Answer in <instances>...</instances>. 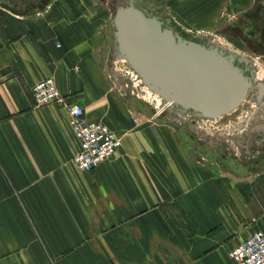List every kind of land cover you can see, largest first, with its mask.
I'll return each instance as SVG.
<instances>
[{"label": "crops", "instance_id": "obj_1", "mask_svg": "<svg viewBox=\"0 0 264 264\" xmlns=\"http://www.w3.org/2000/svg\"><path fill=\"white\" fill-rule=\"evenodd\" d=\"M154 3L146 9L176 33L248 11L264 23V0ZM111 5L0 0V264H233L228 251L264 233V118L243 135L252 147L229 151L149 113L109 67ZM46 77L120 139L89 171L71 162L64 109L34 105L31 87Z\"/></svg>", "mask_w": 264, "mask_h": 264}, {"label": "water", "instance_id": "obj_2", "mask_svg": "<svg viewBox=\"0 0 264 264\" xmlns=\"http://www.w3.org/2000/svg\"><path fill=\"white\" fill-rule=\"evenodd\" d=\"M115 5L111 17L114 49L146 88L180 112L211 118L235 109L252 88L233 55L185 39L157 16L137 6Z\"/></svg>", "mask_w": 264, "mask_h": 264}, {"label": "rangeland", "instance_id": "obj_3", "mask_svg": "<svg viewBox=\"0 0 264 264\" xmlns=\"http://www.w3.org/2000/svg\"><path fill=\"white\" fill-rule=\"evenodd\" d=\"M110 1L111 4L113 3L111 8L120 2H126V0ZM136 4L146 9L148 8V4L155 3L154 0H141ZM146 10L149 11L148 9ZM154 10H150V13L161 20L162 17L157 15ZM251 14L252 13L248 11L236 15L233 21L228 22V27L191 32L177 30L179 32L177 34L185 39L214 45L229 53L233 52L235 54L234 59L236 60L239 58L240 61H244L249 69V76L253 89L246 93L244 101L238 104L235 109L220 116L201 118L191 113L180 112L163 103L158 95L149 91L146 86L141 83V80L133 69L129 67L125 59L116 54L113 37L108 52L109 67H111L117 77L121 75L127 78V86L130 88L131 93H134V95L146 101L149 106V113L152 106L158 107L157 109H160L159 116H174L176 119H179V127L183 131H189L185 130V127L188 126L197 133H207L212 139L216 138V141L221 143L220 146L222 148H227L229 151L231 149L240 151L247 148V146L252 147L250 146L251 144L245 142L243 135L249 132V127L257 123L256 121H260L259 118L258 120L255 119V115L258 114V111L260 114V107L264 106V95L259 96L255 88L256 85L264 89V43H258L254 39V35L258 34L257 32H264V23L259 26L255 25V21L252 20ZM234 116H237V118ZM262 116L264 118V115ZM261 147H264V144H262Z\"/></svg>", "mask_w": 264, "mask_h": 264}, {"label": "built area", "instance_id": "obj_4", "mask_svg": "<svg viewBox=\"0 0 264 264\" xmlns=\"http://www.w3.org/2000/svg\"><path fill=\"white\" fill-rule=\"evenodd\" d=\"M31 95L36 106L54 103L64 109L70 131L78 142L71 162L79 170H91L120 146V139L114 132L100 122L85 119L78 104L67 102L52 78L36 82L31 87ZM227 255L233 264H264V233L260 230L249 232Z\"/></svg>", "mask_w": 264, "mask_h": 264}, {"label": "flooded vegetation", "instance_id": "obj_5", "mask_svg": "<svg viewBox=\"0 0 264 264\" xmlns=\"http://www.w3.org/2000/svg\"><path fill=\"white\" fill-rule=\"evenodd\" d=\"M237 60V61H236ZM233 59V61H234V63L235 64H237L241 69H242V71H243V73H245V74H247V75H249V69L247 68V66L245 65V63H244V61L242 62V61H240V59L238 58V59ZM242 62V63H241ZM255 88H256V91H257V93H258V95L260 96H262V95H264V89L263 88H261V87H259V86H256L255 85ZM253 89V87L251 88V89H248L247 91H246V93L248 92V91H250V90H252ZM246 93H245V95H246ZM245 95H244V97H245ZM244 97H243V100H242V102L244 101ZM260 114H259V111L257 112L258 114L257 115H255L256 117H255V119H257L258 120V118L259 119H263V116L262 115H264V106H261L260 107ZM262 114V115H261ZM235 118H237V116H234ZM256 122H258V121H256ZM251 127V126H250ZM250 127H249V129H250ZM240 131V130H239ZM252 133V132H251ZM256 133H258V135H256L257 136V139L258 138H261L262 136H264V127H261V129L259 130V131H257Z\"/></svg>", "mask_w": 264, "mask_h": 264}, {"label": "bare ground", "instance_id": "obj_6", "mask_svg": "<svg viewBox=\"0 0 264 264\" xmlns=\"http://www.w3.org/2000/svg\"><path fill=\"white\" fill-rule=\"evenodd\" d=\"M230 53H231V55H233V57L235 56V54L233 52H230Z\"/></svg>", "mask_w": 264, "mask_h": 264}]
</instances>
